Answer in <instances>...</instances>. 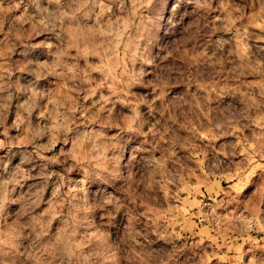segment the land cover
I'll return each mask as SVG.
<instances>
[{
	"label": "clouds",
	"instance_id": "clouds-1",
	"mask_svg": "<svg viewBox=\"0 0 264 264\" xmlns=\"http://www.w3.org/2000/svg\"><path fill=\"white\" fill-rule=\"evenodd\" d=\"M0 264H264V0H0Z\"/></svg>",
	"mask_w": 264,
	"mask_h": 264
}]
</instances>
